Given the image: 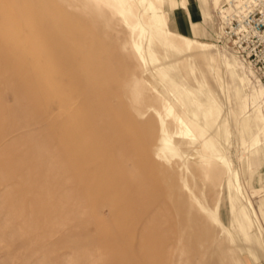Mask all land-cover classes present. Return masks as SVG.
I'll list each match as a JSON object with an SVG mask.
<instances>
[{
  "label": "rangeland",
  "instance_id": "1",
  "mask_svg": "<svg viewBox=\"0 0 264 264\" xmlns=\"http://www.w3.org/2000/svg\"><path fill=\"white\" fill-rule=\"evenodd\" d=\"M227 6L0 0V264H264V89Z\"/></svg>",
  "mask_w": 264,
  "mask_h": 264
},
{
  "label": "built area",
  "instance_id": "2",
  "mask_svg": "<svg viewBox=\"0 0 264 264\" xmlns=\"http://www.w3.org/2000/svg\"><path fill=\"white\" fill-rule=\"evenodd\" d=\"M224 14V35L264 86V0H242L237 8Z\"/></svg>",
  "mask_w": 264,
  "mask_h": 264
},
{
  "label": "bare ground",
  "instance_id": "3",
  "mask_svg": "<svg viewBox=\"0 0 264 264\" xmlns=\"http://www.w3.org/2000/svg\"><path fill=\"white\" fill-rule=\"evenodd\" d=\"M241 1L242 0H227V3L229 5V8L226 9V10L225 9L221 10L220 15L222 14V18L225 16L224 13H229V12L233 11L235 8H237L239 6V4H240ZM201 45L203 47H205V48L212 47V44H210V43H201ZM205 50H207V49H205ZM248 70L252 71L249 68H248ZM234 72L238 74V77L241 75L238 70H234ZM256 78L258 80V77H256ZM260 85H262V84H260ZM67 87H68L67 82L64 81L63 82V91H64V94H65V97H66L65 100L67 99V94H68ZM263 89H264V86H263ZM171 95L174 96L175 94L174 93H171ZM71 127L73 129H75V131H76V136L74 135V139L76 140L79 137L78 136V125H77V122L76 121L75 122H72V126ZM200 129L201 128H199L197 130V132ZM186 131L187 132H190L191 131V127L188 124H186ZM74 134H75V132H74ZM176 137L178 138V140H176V141L172 140L171 142L170 141H166L163 136L161 137V140H160V143H159V149H160L161 152H163V154H167L168 155V156L165 155L164 157L168 158V157H176V156H178V157L185 156L186 153L181 150V147L183 145H186L187 148H190L191 151H192V153H194V142L185 141L184 139H186V134L183 135V136L181 135V136H176ZM62 138H63V142L65 143V145L68 146L69 145V142H70V134H68V132H66V133L64 132ZM231 198H232V211L235 210V212H236V210H237L236 208L238 207V208H240V210H242L241 212H243V205L239 204L240 199L237 197V193H232L231 194ZM243 215L246 216L247 218H249V216L245 212H243ZM236 216H237V214H236ZM249 220L251 221L250 223H252V225L254 226L255 223L251 220V218ZM247 254H248V252H247Z\"/></svg>",
  "mask_w": 264,
  "mask_h": 264
},
{
  "label": "crops",
  "instance_id": "4",
  "mask_svg": "<svg viewBox=\"0 0 264 264\" xmlns=\"http://www.w3.org/2000/svg\"><path fill=\"white\" fill-rule=\"evenodd\" d=\"M196 16V15H195ZM179 24V23H178ZM177 24V25H178ZM189 24V23H188ZM192 23L191 24H189L188 25V27H186L187 28V30H188V33H194L195 32V30L193 29V27H192ZM179 29H181V30H184L183 32H185V33H187V30H185L183 27H182V24H179ZM259 150L257 149V150H255L254 152H253V154L254 155H258L259 153ZM257 153V154H256ZM262 198H264V195L260 198V201H259V203H258V205H257V215H258V217H259V219H260V221L262 222V224L264 225V201L262 200Z\"/></svg>",
  "mask_w": 264,
  "mask_h": 264
}]
</instances>
